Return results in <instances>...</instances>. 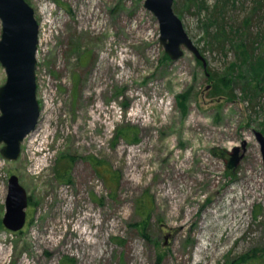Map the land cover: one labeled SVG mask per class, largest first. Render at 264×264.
I'll return each instance as SVG.
<instances>
[{"label":"rangeland","instance_id":"1","mask_svg":"<svg viewBox=\"0 0 264 264\" xmlns=\"http://www.w3.org/2000/svg\"><path fill=\"white\" fill-rule=\"evenodd\" d=\"M27 1L40 114L0 152V264H264V0H173L205 65L167 55L144 0Z\"/></svg>","mask_w":264,"mask_h":264},{"label":"water","instance_id":"2","mask_svg":"<svg viewBox=\"0 0 264 264\" xmlns=\"http://www.w3.org/2000/svg\"><path fill=\"white\" fill-rule=\"evenodd\" d=\"M159 26V40L167 55L176 60L184 48L191 50L205 65L203 57L186 32L181 18L173 9V0H144ZM0 64L6 79L0 86V149L6 160H15L21 142L38 121L40 107L36 98V52L38 22L27 0H0ZM264 170V134L254 131ZM28 195L17 175L8 178L2 224L9 230H20L26 221Z\"/></svg>","mask_w":264,"mask_h":264},{"label":"trees","instance_id":"3","mask_svg":"<svg viewBox=\"0 0 264 264\" xmlns=\"http://www.w3.org/2000/svg\"><path fill=\"white\" fill-rule=\"evenodd\" d=\"M245 51H246V50H245ZM243 52H244V50H243ZM251 56H252V55H251ZM247 57H250V55H248L247 52H244V53H243V58H244V59H247ZM250 58H251V57H250ZM249 64H250V69H251L253 72H254V71H259V70H258V67H259L260 65H262L261 67H263L264 60L256 59V58H255V60H254L253 62L250 61ZM253 65H255V67H254ZM213 74H214V73H213ZM219 80H221V79H219ZM224 83L226 84V82H224ZM225 84H224V85H225ZM217 85H218V84H216V86H217ZM127 132H128V130H126V129L122 130L121 128H119L117 133H120V134L126 135ZM106 172L109 174V176H108V180H109V182H110V186H111L113 183H116V181H117L116 174H115L113 171H111V170H107Z\"/></svg>","mask_w":264,"mask_h":264},{"label":"bare ground","instance_id":"4","mask_svg":"<svg viewBox=\"0 0 264 264\" xmlns=\"http://www.w3.org/2000/svg\"><path fill=\"white\" fill-rule=\"evenodd\" d=\"M230 84V83H229ZM148 228V227H147Z\"/></svg>","mask_w":264,"mask_h":264}]
</instances>
